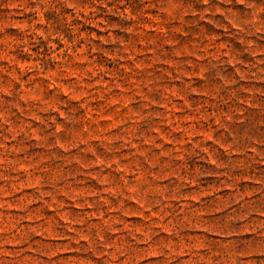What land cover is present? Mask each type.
<instances>
[{"label": "rangeland", "instance_id": "1", "mask_svg": "<svg viewBox=\"0 0 264 264\" xmlns=\"http://www.w3.org/2000/svg\"><path fill=\"white\" fill-rule=\"evenodd\" d=\"M0 264H264V0H0Z\"/></svg>", "mask_w": 264, "mask_h": 264}]
</instances>
